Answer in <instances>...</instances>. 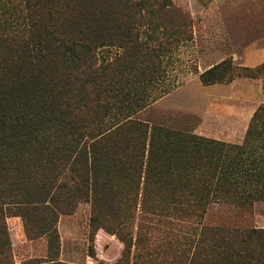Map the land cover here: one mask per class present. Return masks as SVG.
Wrapping results in <instances>:
<instances>
[{"label":"trees","instance_id":"1","mask_svg":"<svg viewBox=\"0 0 264 264\" xmlns=\"http://www.w3.org/2000/svg\"><path fill=\"white\" fill-rule=\"evenodd\" d=\"M172 14L183 21L185 31L186 17L170 0H0V234L6 231L7 214L18 215L27 237L46 234L56 256L58 217L89 198L95 228L90 240L97 229L115 235L122 249L114 264H130L134 242L124 221L136 219L143 175L157 179V185L179 172L186 182L168 190L183 194L186 212L219 194H229L242 207L264 198V186L214 187L222 178L249 175L235 167L258 159L252 153L244 157L245 147L170 129L160 130L147 143L141 127L133 130L139 121L127 119L130 103L139 104L137 90L126 91L133 81L129 72L135 64L145 72L143 55L154 50L149 41L161 47L162 30L173 38L181 34ZM110 48L121 52L106 58ZM234 71L223 60L200 78L204 84L230 82ZM236 74L263 78L264 63L240 67ZM262 133L264 103L252 116L248 139ZM248 171L251 177L263 173L253 167ZM116 180L130 183L117 187ZM142 188L140 206L151 204L158 211L152 213L162 215L156 201H147L156 189ZM116 193L132 198L131 217L123 216L127 206L123 199L114 201ZM199 235L214 264H264V227L203 225ZM91 252L96 259L94 246ZM0 254L6 261L8 251Z\"/></svg>","mask_w":264,"mask_h":264},{"label":"rangeland","instance_id":"2","mask_svg":"<svg viewBox=\"0 0 264 264\" xmlns=\"http://www.w3.org/2000/svg\"><path fill=\"white\" fill-rule=\"evenodd\" d=\"M170 1L186 17L188 28L183 31V21L172 14L170 16L179 24L181 34L173 38L162 30L159 37L161 47H157L158 41H149L154 50L143 55L145 72L139 68L141 64H135L137 68L129 72L134 82L128 85L126 91L137 90L139 104L130 103L133 108L127 119L139 121L133 130L141 127L145 131L147 143L160 130L170 129L223 143L227 147H245L244 157L252 153V157L258 159L252 163L245 159L246 165L242 161L235 167L242 170L239 174L249 175L222 178L220 183H214V187L227 186L241 190L249 185L263 187L264 134L256 138L251 135L249 140L248 129L254 112L264 103V77L237 76L236 71L243 66L256 67L264 63V60L249 59L253 54L252 48H264V0ZM109 50L110 57L106 58L121 52L120 48ZM223 60H229L235 70L232 81L204 84L200 74ZM134 75H137V79ZM235 109L246 110L248 116L244 113L238 116L233 114L236 113ZM99 115H104L102 109ZM117 117L122 119L121 116ZM238 117L245 119L246 123L237 127L233 121ZM249 167H253L255 172L263 170V173L259 177H251ZM176 168L175 171L182 169L180 166ZM177 175L170 180L164 178L157 185L154 184L157 179L155 181L142 176L141 190L136 196V219L133 221L127 218L124 221L134 242L130 264H190L194 254L191 264H214L208 244H199V233L203 225L264 227V198L242 207L233 204L229 194H219L211 196L207 205L186 212L183 210L186 208L185 203H181L185 201L182 200L183 194L168 190L172 185L178 187L186 182L181 175ZM129 183L116 180L113 185L123 187ZM142 186L156 189L147 195V201H156L162 215L153 214L151 204H147V208L152 210L150 212L146 206H140ZM158 186L162 189H158ZM114 197V201L123 199L121 202L127 206L123 216L131 217V210L135 208L132 198L128 195L125 199L118 193ZM191 202L193 205L196 203L195 200ZM129 205L132 208L130 212ZM201 210H204L202 214ZM91 215V201L86 198L78 202L71 214L58 217V246L56 256H53L46 234H38L36 238L29 239L23 219L8 213L6 231L0 234V252L8 251V262L0 254V264H97V260L104 264H114L120 256L122 244L115 235L103 229L95 230L92 242L91 232L95 228L91 225ZM93 246L97 260L90 256ZM52 258L54 261L48 262Z\"/></svg>","mask_w":264,"mask_h":264},{"label":"crops","instance_id":"3","mask_svg":"<svg viewBox=\"0 0 264 264\" xmlns=\"http://www.w3.org/2000/svg\"><path fill=\"white\" fill-rule=\"evenodd\" d=\"M251 52H253V54H252V56L249 58L250 60H255V61H257V60H258V61H263V60H264V48H256V47H254V48H252ZM245 90H247L249 94L251 93V91H250L249 89H245ZM254 111H255V110H254ZM254 111H253V112H254ZM235 112H236V113H233V114L241 115V114L244 113V115H246V117L248 116V115L246 114V110L235 109ZM252 114H253V113H252ZM252 114H251V116H252ZM238 115H237V116H238ZM244 115H243V117H244ZM245 123H246V120H245V119H240V117L235 118L234 121H233V124H237V127H238V126H241V124L244 125ZM233 124H232V125H233Z\"/></svg>","mask_w":264,"mask_h":264}]
</instances>
